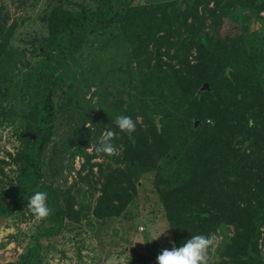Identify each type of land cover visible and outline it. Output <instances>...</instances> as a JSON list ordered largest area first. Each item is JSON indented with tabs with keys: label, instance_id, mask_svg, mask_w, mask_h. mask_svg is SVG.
Here are the masks:
<instances>
[{
	"label": "rangeland",
	"instance_id": "374dc122",
	"mask_svg": "<svg viewBox=\"0 0 264 264\" xmlns=\"http://www.w3.org/2000/svg\"><path fill=\"white\" fill-rule=\"evenodd\" d=\"M63 1L69 10L86 7L99 13L100 0ZM168 1L174 0H118L113 6L121 11L129 6ZM49 2L0 0V25L8 41L0 57V91L5 98L0 100V193L18 187L21 172L17 155L29 146L22 134L38 133L33 112L39 92L35 84H27L25 79L39 60L35 57V41L48 37L42 14ZM199 3L200 21L196 28L204 32L203 36L214 34L210 10L220 15L228 4L232 6L226 20L229 21L223 23V33L242 34L248 55L246 71L252 81L250 91L254 93L252 101L243 103L231 96L229 104L233 114L229 117L241 120L246 110L254 111L258 104L264 108V9L260 5L264 0H257L251 9L248 6L253 0H199ZM173 41L171 58L165 56L161 61L154 58L145 68L133 59L118 23L102 36L78 34L66 43L67 64L51 81L54 129L42 154L41 183L53 188L61 206L71 211L73 218L66 221L60 236L50 241L41 239L42 248L33 264H157L161 251L175 245L155 186L156 178L161 175L171 187H180L190 178V157L197 150L210 151L207 149L216 133L227 131L223 122L207 117L197 133L191 130L193 118L185 127H176L169 136V153L156 168L131 166L123 161L124 146L118 145V155L112 157L100 158L93 150L103 132L115 126L118 115H127L128 109L138 123L146 126V116L151 118L159 110L160 94L155 85L168 65L185 68L188 62L197 63L191 33L185 29L176 31ZM202 42L208 45L205 38ZM217 89L225 93L221 83ZM201 97L207 102L211 99L208 93ZM186 100L192 105L191 113H196L199 107L193 91ZM202 111L207 114L204 107ZM257 131L259 137H264L263 125H258ZM250 154L263 159L264 144H260L258 153ZM88 156H91L89 163ZM127 167L132 168L137 184L136 198L118 218H95L102 174ZM11 203L12 197L0 195V208ZM75 215L79 220H74ZM52 226L48 218L36 221L27 207L21 213L0 219V264L17 263L35 245L36 235ZM215 235L217 243L209 251V264H223L231 228L222 227ZM262 253L264 258V242Z\"/></svg>",
	"mask_w": 264,
	"mask_h": 264
},
{
	"label": "trees",
	"instance_id": "16d2710c",
	"mask_svg": "<svg viewBox=\"0 0 264 264\" xmlns=\"http://www.w3.org/2000/svg\"><path fill=\"white\" fill-rule=\"evenodd\" d=\"M116 1L100 0L99 13L96 14L86 7L69 10L65 1L50 0L42 14L48 37L35 41V57L39 60L25 79L27 84H35L39 92L33 112L38 133L26 132L36 135V139L30 136L24 138L25 133L22 134L29 146L17 155L21 172L18 187L0 193L12 197L9 207L0 208V219L21 213L36 191H46L48 205L52 209L48 219L53 226L36 235L35 245L21 255L17 263L5 264H33L37 252L42 248L41 239L50 241L60 236L66 221L73 218L71 211L61 206L53 188L41 183L44 166L42 154L54 129L51 81L67 64L66 43L73 36H102L115 23L120 25L131 47L133 59L141 68L149 66L154 58L159 61L165 56L171 58L173 33L181 29L191 33L198 54L196 64L188 62L185 68L168 65L163 70L164 76L155 85V90L160 94V107L151 118L144 115L146 126L138 123L132 111L127 110V116L136 121L132 140L116 125L111 128L116 132L114 144L124 146L123 161L131 166L156 168L169 153L172 131L176 127H185L191 118L194 133L199 131L207 117L223 122L227 129L224 134L216 133L214 142L207 149L210 151L197 150L198 153L190 157V178L180 187H171L170 182L161 175L156 178L155 186L166 210L176 247H180L192 235L216 234L220 228L229 227L232 235L223 255V264H264V158L250 154L258 153L260 144H264V137H259L257 131L258 125L264 126V108L258 104L254 111L246 110L241 120L229 117L233 114L229 104L232 95L241 103L252 101L254 96L250 91L252 81L246 71L248 55L242 34L233 36L223 33V23L228 19L232 6L228 4L220 15L216 14V10H210L214 34L206 33L203 36L204 32L196 28L200 21L199 0L134 5L121 11L113 6ZM256 2L253 0L248 8L251 9ZM260 5L264 9V3ZM190 19L192 23H189ZM202 38L208 45H204ZM0 39L1 57L8 42L1 25ZM205 83H209V91H201ZM220 83L225 93L217 89ZM13 89L14 86L11 91ZM192 91L199 107L196 113H191L192 105L186 100ZM204 93L211 96L208 102L201 97ZM4 99L0 91V100ZM196 121L201 123L195 129ZM90 160L91 156H88L87 162ZM131 171V167L117 168L102 174L101 195L94 209L95 218H118L132 204L138 189ZM74 220H79L76 215Z\"/></svg>",
	"mask_w": 264,
	"mask_h": 264
},
{
	"label": "clouds",
	"instance_id": "9594fccd",
	"mask_svg": "<svg viewBox=\"0 0 264 264\" xmlns=\"http://www.w3.org/2000/svg\"><path fill=\"white\" fill-rule=\"evenodd\" d=\"M114 123L120 132L126 133L130 140L133 139V133L136 131V121L132 117L118 115ZM115 136L116 132L114 130L107 129L103 132L93 149L98 157L118 155V148L113 143ZM27 209L36 221L47 219L52 214V209L48 205V193L46 191H36L29 198ZM216 243L217 237L215 234L192 235L180 247L173 245L170 250L163 249L157 256L156 261L157 264H209V251Z\"/></svg>",
	"mask_w": 264,
	"mask_h": 264
},
{
	"label": "water",
	"instance_id": "95a60500",
	"mask_svg": "<svg viewBox=\"0 0 264 264\" xmlns=\"http://www.w3.org/2000/svg\"><path fill=\"white\" fill-rule=\"evenodd\" d=\"M211 89V87H210V85H209V83H205L203 86H202V88H201V91H209ZM200 121H196L195 122V129L196 128H198V126L200 125ZM31 137L32 139H36V135H33L32 133H25L24 135H23V137L24 138H26V137Z\"/></svg>",
	"mask_w": 264,
	"mask_h": 264
}]
</instances>
